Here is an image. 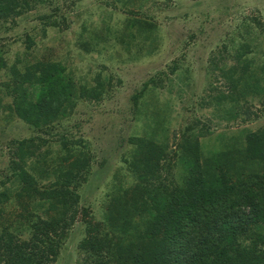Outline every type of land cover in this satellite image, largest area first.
<instances>
[{"label":"trees","instance_id":"obj_1","mask_svg":"<svg viewBox=\"0 0 264 264\" xmlns=\"http://www.w3.org/2000/svg\"><path fill=\"white\" fill-rule=\"evenodd\" d=\"M75 5L68 0H0V34L13 30L16 19L29 12H36L38 20L22 37L24 49L13 52L14 63L5 56L12 49L0 47V71H6L0 114L15 116L44 134L7 145L10 165L0 177V214L13 201L20 203L16 233L27 237L20 239L0 227V264H53L69 219L77 213V189L89 172L84 139L69 140L67 132L55 136L51 131L72 115L80 100L99 101L105 84L98 72L92 81L88 68L36 55L48 29L68 28ZM263 27L258 20H245L240 29L246 39L237 46L230 41L235 62L225 76L229 103L237 104L249 89L264 101V46L259 48L264 45ZM255 42L260 54L256 53V66ZM236 118L235 114L228 120ZM128 143V164L138 182L130 197L125 191L107 194L101 218L116 243L107 233L100 234L101 225L85 224V237L78 245L82 264H264V126L242 129L207 156L197 141L184 139L177 182L170 185L160 174L166 147L157 149L136 137ZM29 204L59 215L42 218L29 211Z\"/></svg>","mask_w":264,"mask_h":264},{"label":"rangeland","instance_id":"obj_2","mask_svg":"<svg viewBox=\"0 0 264 264\" xmlns=\"http://www.w3.org/2000/svg\"><path fill=\"white\" fill-rule=\"evenodd\" d=\"M68 1L76 2L68 28L48 29L36 55L88 68L92 81L98 72L105 88L99 101L80 100L72 115L51 131L55 136L65 131L69 140L84 139L87 148L82 151L90 157L89 172L77 189V213L69 219L53 264L83 263L78 245L85 237V224H99L100 234H108L110 228L101 220L106 195L125 191L124 196L130 197L138 182L128 164L130 137L149 140L157 149L166 147L160 174L161 181L170 185L177 182L179 145L184 139L197 141L207 156L242 129L264 126V101L260 103L258 92L249 89L237 104L229 103L225 78L235 62L230 41L237 46L246 39L240 29L245 20L264 26V0ZM16 20L13 30L0 34V47L12 49L5 55L10 64L15 62L13 52L24 49L23 35L38 25L36 12ZM252 51L256 66L260 55L256 42ZM5 80L6 71L1 70L0 85ZM235 114L236 119L228 120ZM37 135L44 136L17 117L0 114V177L10 165V141ZM20 205L13 201L2 210L0 227L25 239L26 233H16ZM29 206L42 218L59 215ZM108 235L116 243L111 232Z\"/></svg>","mask_w":264,"mask_h":264}]
</instances>
